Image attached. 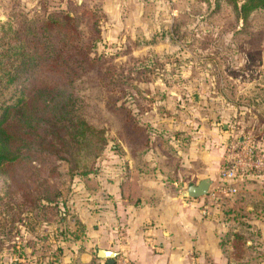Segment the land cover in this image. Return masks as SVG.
Returning <instances> with one entry per match:
<instances>
[{
  "label": "rangeland",
  "instance_id": "1",
  "mask_svg": "<svg viewBox=\"0 0 264 264\" xmlns=\"http://www.w3.org/2000/svg\"><path fill=\"white\" fill-rule=\"evenodd\" d=\"M56 10L85 11L82 33L94 41L92 56L102 61L94 75L106 103L102 111L108 142L95 162L97 176L117 163L123 148L135 159L152 129L165 138L156 141L164 161L176 152L168 143L173 127L208 125L214 118L227 132L222 157L231 139L249 133L264 140V104L257 102L264 101V11L241 22L223 0L215 12L198 0H0V21L11 13L39 16ZM251 187L255 194L236 192L219 208L224 231L235 226L232 218L241 208L247 211L239 213L242 221L264 219V182ZM78 190L74 187L71 197ZM259 224H252L253 241L259 245L248 264H263ZM52 226L45 231L42 224L31 235L17 224L0 256L7 264L22 249L39 250ZM229 258L228 264H238Z\"/></svg>",
  "mask_w": 264,
  "mask_h": 264
},
{
  "label": "trees",
  "instance_id": "2",
  "mask_svg": "<svg viewBox=\"0 0 264 264\" xmlns=\"http://www.w3.org/2000/svg\"><path fill=\"white\" fill-rule=\"evenodd\" d=\"M198 1L215 12L221 0ZM223 1L241 22L264 11V0ZM84 13H11L0 21V248L17 224L32 235L52 223V237L80 238L78 221L77 233L65 225L72 217L67 201L77 184L87 191L99 187L95 162L107 145L108 126L94 75L102 61L82 33ZM246 212L241 208L240 220L234 216L235 226L218 240L238 264H248L257 245L253 225L239 214ZM22 250L16 256L25 258Z\"/></svg>",
  "mask_w": 264,
  "mask_h": 264
},
{
  "label": "crops",
  "instance_id": "3",
  "mask_svg": "<svg viewBox=\"0 0 264 264\" xmlns=\"http://www.w3.org/2000/svg\"><path fill=\"white\" fill-rule=\"evenodd\" d=\"M216 121L214 118L198 127L184 125L178 130L173 127L168 143H173L171 151L176 152L168 155L167 161L157 146L165 139L157 129L149 132L152 136L135 159L123 148L117 163H108L105 172L97 176V190L75 186L79 190L67 203L72 217L66 218L65 225L76 232L74 222L78 221L83 226L80 238L61 240L52 237V231L42 248L31 253L22 250L25 258L14 254L10 261L32 264L36 258L39 264H107L96 256L97 250L103 249L122 251L131 264H228L218 244L226 227L220 210L213 209L210 216H204L200 197L181 196L187 186L216 177L227 134ZM258 138L254 140L256 152L264 155L263 136ZM260 180L264 182L263 175L244 177L237 183V194L252 193V184ZM249 220L253 225L261 223L257 226L264 232V219ZM261 244L264 247V241ZM5 260L0 256V264H6Z\"/></svg>",
  "mask_w": 264,
  "mask_h": 264
},
{
  "label": "built area",
  "instance_id": "4",
  "mask_svg": "<svg viewBox=\"0 0 264 264\" xmlns=\"http://www.w3.org/2000/svg\"><path fill=\"white\" fill-rule=\"evenodd\" d=\"M251 174L264 176V155L256 152L254 138L247 133L229 140L226 144L223 163L218 167L207 193L201 196V214L210 216L213 209L221 208L223 203L237 192V183ZM114 264L131 263L125 254L119 251L114 257Z\"/></svg>",
  "mask_w": 264,
  "mask_h": 264
},
{
  "label": "water",
  "instance_id": "5",
  "mask_svg": "<svg viewBox=\"0 0 264 264\" xmlns=\"http://www.w3.org/2000/svg\"><path fill=\"white\" fill-rule=\"evenodd\" d=\"M210 183H211L210 179L203 178L199 180L195 185L187 186L186 189L181 191V196L189 197V198H199L207 193V189ZM116 254H117L116 252L98 249L96 256L98 258L105 259L107 264H113V260Z\"/></svg>",
  "mask_w": 264,
  "mask_h": 264
}]
</instances>
